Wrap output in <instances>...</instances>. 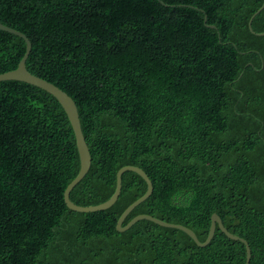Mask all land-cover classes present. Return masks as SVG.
<instances>
[{"label": "trees", "instance_id": "1", "mask_svg": "<svg viewBox=\"0 0 264 264\" xmlns=\"http://www.w3.org/2000/svg\"><path fill=\"white\" fill-rule=\"evenodd\" d=\"M264 0H0V22L31 42L27 69L69 94L91 155L70 192L96 205L116 173L137 166L148 214L204 242L216 213L264 264V35L249 20ZM209 25H214L210 27ZM251 27L264 32V8ZM23 38L0 30V74L17 68ZM76 137L59 101L0 81V264H245L246 246L217 226L206 246L139 220L117 229L147 189L134 171L105 210L67 207Z\"/></svg>", "mask_w": 264, "mask_h": 264}, {"label": "water", "instance_id": "2", "mask_svg": "<svg viewBox=\"0 0 264 264\" xmlns=\"http://www.w3.org/2000/svg\"><path fill=\"white\" fill-rule=\"evenodd\" d=\"M263 8H264V1H263V4L261 5V7L252 15L251 19L249 20L250 31L254 34H257V35H264V32H259V33L255 32L251 27V22H252V19L254 18V16L256 14H258ZM209 26L214 27V25H209ZM0 30L17 35V36L23 38V40L26 43L25 53L22 56L21 60L19 61L17 68L14 70H11V71L1 73L0 74V81H6V80L22 81V82L37 86V87L47 91L48 93L52 94L59 101V103L62 105V107L64 108V110L68 116V119L71 123V126L73 128V131H74V134L76 137V145H77V149H78V153H79V158H80V169H79L77 176L68 184V186L64 190V201H65V204L67 205L68 208H70L74 211H78V212H94V211H99V210H105V209L111 207L116 202V200L118 199V197L120 195L121 185H122V174L126 171H134V172L138 173L146 181L147 189H146V192L140 198H138L133 203H131L123 211V213L120 215L119 219L117 220V229L119 231L123 232V231L129 229L137 221L146 219V220H150V221H152V222H154L160 226L169 227V228H176V229L182 230L185 233H187L195 241V243L198 246H206L208 243H210L212 237L214 236L216 227L218 226L220 228V230L226 234L227 237H229L230 239H233V240L241 241L245 244L246 253H247L245 264H249V260L251 257V249H250L248 242L245 239L229 232L226 229V227L224 226L220 216L216 213L212 214L209 233H208V236L204 242H201L197 238L194 231L191 230L190 228H188L184 225H181V224L166 222L164 220L158 219V218L151 216V215H148V214L137 215L131 221H129L125 226H123L122 225L123 221L127 217V215L138 204H140L141 202L146 200L151 195V193L153 191V185H152V182L149 179L148 175L145 173V171H143V169H141L137 166L126 165L117 171L115 191L112 194V196L109 199H107L106 201L99 203V204H96V205H79V204L74 203L70 199V192L74 188V186L85 176V174L88 172L90 165H91V155H90L88 145L86 143L85 137H84L82 129H81L79 113H78V109H77V106L75 104V101L73 100V98L69 94H67L65 91H63L61 88H59L58 86H56L52 82L45 80V79L31 73L27 69L26 60L29 56V53L31 51L32 46H31V42H30L29 38L24 33L12 28V27H9V26L1 23V22H0Z\"/></svg>", "mask_w": 264, "mask_h": 264}]
</instances>
